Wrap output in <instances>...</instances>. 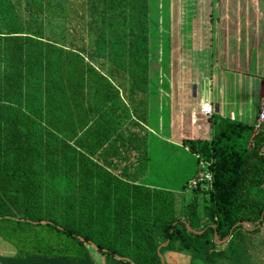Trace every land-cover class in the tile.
<instances>
[{
	"label": "trees",
	"instance_id": "trees-1",
	"mask_svg": "<svg viewBox=\"0 0 264 264\" xmlns=\"http://www.w3.org/2000/svg\"><path fill=\"white\" fill-rule=\"evenodd\" d=\"M151 2L0 0V220L52 232L31 253L0 255L4 264H98L92 244L116 264H164L168 249L225 264L234 231L263 226L264 130L251 137L253 124L213 114L211 138L181 130L187 151L213 157L212 190L192 188L178 203L136 182L129 162L148 159L149 101L164 90L173 49L169 20ZM189 52L179 53L183 76L169 87L190 105L184 73L200 79L203 104L207 54L202 45ZM124 248L142 263L119 257Z\"/></svg>",
	"mask_w": 264,
	"mask_h": 264
},
{
	"label": "rangeland",
	"instance_id": "rangeland-1",
	"mask_svg": "<svg viewBox=\"0 0 264 264\" xmlns=\"http://www.w3.org/2000/svg\"><path fill=\"white\" fill-rule=\"evenodd\" d=\"M239 2H244L247 3L248 0H220V6L219 4L217 5V3L213 2L212 4H214V8H211L209 10H214V14H212V20L209 17L208 13V17H207V13L206 15L204 14V17H202V19H199V22H195V20L192 17L191 18V11H193L192 9V5L191 3H189V1L185 4V5H181L182 6V10L184 11L183 14H185L184 18H180V21L178 20H173V25H174V35L176 36L174 38V35L172 33V57L170 59V66H169V70L167 71L166 74V78H165V83H164V90H163V94L168 98V96H173V98H169V107H170V121H173L176 117V120H178V118L181 117L183 112H187L186 116V121H188V112L190 110H188L189 108V104L188 101H186V109L183 110L182 108L178 107V98L176 95V91H173L172 87L170 86V83L172 82V84L179 86L180 84V80L182 79V72L180 71V67L178 66V63L176 62L179 58V53H181V50L184 51L185 53H187L188 55L191 54V52H189L190 48H193L194 46H207V41L209 39L210 36V32H211V24L210 22L214 20V27L215 31L218 33V27L216 28V24L218 22V10L216 9L217 7L220 8L221 12L224 13L225 11H231L232 13L237 12L239 9ZM168 1H165L164 6L167 7ZM191 7V8H189ZM241 7V6H240ZM241 10V9H240ZM239 10V11H240ZM252 10V8H251ZM250 10V11H251ZM203 9L200 10L201 14L203 15ZM169 13V11H164L163 14L167 15ZM254 13V14H253ZM253 13H251V16L254 18L255 17V11L253 10ZM193 15V14H192ZM201 15V16H202ZM249 18L250 15H248L247 17H245L247 21V23L249 22ZM203 20V22H202ZM223 20L224 22L221 23L220 25V33L222 34L221 37V42L224 43V36L226 37V26L223 24L225 23V21H235V14L232 16H228L227 19H224V15H223ZM241 20V18H240ZM231 21V22H232ZM200 23H202L203 25L201 26ZM247 23L245 21H241L240 22V26H244L247 25ZM238 25V24H237ZM179 26V28L177 27ZM201 30H204V33L202 35V39H200V34H201ZM179 31V32H178ZM214 31V32H215ZM176 33H180L179 35H181L180 37H177L178 34ZM218 38H214L213 40H211L212 46L211 48L214 47V50H219V55H220V63L222 61V55H223V48L222 46H220L218 49L216 46V40ZM202 40V43L199 44V42ZM204 40V41H203ZM213 41V42H212ZM179 42V43H178ZM231 46H233V44H231ZM198 49V48H197ZM206 51V50H205ZM198 53V50L196 51ZM208 52V51H207ZM206 52V54H207ZM212 53V50H211ZM209 57V52L207 54V60H208V68L207 70H209V66H211V68L213 69V67H215L214 71L215 74L219 71V69L216 67V62H218V60L216 61V52H214V57L212 58V60L208 59ZM212 63V65L210 64ZM210 69V70H212ZM259 71L261 74V68L259 65ZM209 78V74L207 72L206 74ZM222 76H226L225 80L224 78L222 79L221 83H222V89L224 92V95L227 96V92L230 90V86H232V84L234 85V93L236 94H244V100L247 103H250L251 100L253 99V97L255 96V92H260V84L257 80H253L252 77H247L246 79H242L239 80V77L236 75V73H232V72H228L227 70L225 72H223ZM184 77L186 78V84H187V88L189 92H194V96L197 97V99L195 98V100L190 99L189 101H194L197 102L199 100L202 101V84L198 83L196 84L195 82L198 81L200 82V79H192L189 80L188 82V76L184 73ZM257 77V76H255ZM203 82V81H201ZM158 84H154L153 81V87L155 88ZM209 86V90L211 92V98L213 99L214 102H216V97H215V90H216V85L215 82L213 81V84L211 85V83L208 84ZM225 89V91H224ZM193 95V94H191ZM178 100H177V99ZM167 100V99H166ZM175 100V101H174ZM156 101L159 103L160 100H151L150 102ZM157 103V106H158ZM167 109V107L165 108ZM180 109V110H179ZM182 109V110H181ZM158 111V110H157ZM157 111H153V114H156ZM159 113H162V109L160 107V111H158ZM167 113V111H165V114ZM176 113V114H175ZM163 120L164 122L167 121V115H163ZM161 121V119L159 120V122ZM153 125V124H152ZM201 125V123H200ZM154 126H158V124H154ZM203 129L201 128V132H204L205 135H208V131H209V124L208 122H206V126H202ZM168 155V162L165 163L163 170H160L159 166L157 165V162L160 160L161 154ZM198 154H193L190 151L185 150L182 147H176V146H171L170 148H163V152H161L160 149H156L152 152V164H151V177L147 178V182L150 183H154L156 185H160V186H165V187H170L173 189H182V185L185 183L186 179L189 177H192L195 173H197L200 170V160L197 161V156ZM203 158H205L204 156H202ZM153 176V177H152ZM192 191L189 187V183H188V189L186 191H184L185 197L187 199H189L192 196ZM181 195V193H176V196ZM199 200L201 202H203V197L200 195ZM179 202V201H178ZM176 214L180 213L179 208L175 209ZM247 226H251V224L249 223ZM261 234L258 235L256 234L255 236L253 235H248V234H242V235H238L239 230H235L233 235L229 238V240L231 239V244L233 245L234 251L233 254L230 259H228L229 261L232 262V264H264V223L263 226H261ZM239 236V237H238ZM52 237V232L48 229H45V227L41 226V225H32L29 223H19L17 221H13V220H0V255H4V256H13L14 254L21 256V255H25L26 253H31L33 252V249L35 247V245L41 240V242H44V240H48ZM63 241L69 243V244H73L75 245V247H79L78 245H80L74 238L72 237H68L66 235H63ZM228 240V241H229ZM224 241H226V239L223 240H218V243H223ZM165 243V242H164ZM162 243V244H164ZM92 246L91 252L92 255L94 257V261H96L98 264H116L115 261L112 259V257H107L106 255H103L100 251H98L97 249H95V247ZM128 247V246H127ZM130 247V246H129ZM168 250H164L163 253H161V262L164 264H206V262L200 258H196V256L193 255V253L191 254L188 251H169ZM84 251V250H82ZM126 248H124L123 250H117V252L119 253V257H124L126 259H129L130 261L133 262H141L140 260H138L131 252H126ZM72 254H77L78 256L73 257V258H77L82 256L81 252L77 249L74 248V251H70ZM160 254V253H159ZM261 256H262V260H261ZM118 257V258H119ZM5 258H0V264H4L6 262H4ZM6 261V260H5ZM205 262V263H204ZM73 263V262H72ZM84 263V262H83ZM142 263V262H141ZM76 264V263H74ZM86 264V262L84 263ZM89 264V263H88ZM222 264V263H219ZM226 264V263H225ZM229 264V263H227Z\"/></svg>",
	"mask_w": 264,
	"mask_h": 264
},
{
	"label": "crops",
	"instance_id": "crops-1",
	"mask_svg": "<svg viewBox=\"0 0 264 264\" xmlns=\"http://www.w3.org/2000/svg\"><path fill=\"white\" fill-rule=\"evenodd\" d=\"M152 6L154 8L157 5V10L154 9V12L161 13L162 17L168 18L169 24H170V30L171 34L174 33V25L173 20L180 21V18H184L185 14L182 10L181 6V0H151ZM165 1H168L167 7L164 6ZM190 3V0H189ZM213 0H204L203 7L200 5L198 0H195V7L191 11V18L195 17L193 19L198 18V15L200 16L198 19H202L203 15L207 13H211V10H209L212 6L214 8ZM240 5L238 7L237 12L232 13L231 11H225L224 13L221 12L219 9L218 12V22L216 24V28L218 27V33L215 31L214 27V20L210 22L211 24V32L209 39L207 41V46H204V49L206 52H209V60H212L214 57V52H216V67L219 69V71L215 74V67L213 69L211 66H209L208 74H209V80L211 85L213 84V81L216 85V102L213 101V109H214V116L218 115L224 118H230L232 120L241 121L242 123L252 125L255 122L258 109L262 100V97L264 95V2H258L256 0H248L247 3L244 4V2H239ZM241 6V7H240ZM191 8V7H189ZM252 8V10H251ZM204 9L203 15L200 13V10ZM217 9V8H216ZM251 10V11H250ZM253 10L255 11V17L251 16V13H253ZM164 11H169L167 15H164ZM197 12V15L195 14ZM212 13L214 14V10H212ZM193 14V15H192ZM235 14V21H225L223 23L226 26V37L224 36V43L221 42L222 34L220 33V25L224 19H227L228 16ZM254 14V13H253ZM202 15V16H201ZM250 15L251 18L248 20L245 19ZM210 17V15H209ZM241 18V20H240ZM245 21L247 25L240 26V22ZM238 24V25H237ZM203 25V24H202ZM204 26V25H203ZM179 28V26H177ZM215 31V32H214ZM179 32V31H178ZM204 33V30H201L200 39H202V35ZM178 34V33H176ZM180 34V33H179ZM177 35V37H180L181 35ZM176 36L174 35V38ZM218 38L216 40V47L220 49L219 47L222 46L223 48V55H222V61L220 63V55L219 50H214V47L211 48L212 43L211 40L214 38ZM200 41V40H199ZM204 41V40H203ZM214 41V40H213ZM212 41V42H213ZM179 43V42H178ZM202 43V40H201ZM233 44V46H231ZM199 47V46H198ZM191 50V48H190ZM212 50V53H211ZM207 52V54H208ZM212 65V63H210ZM259 65L261 68V74L259 71ZM208 66V65H207ZM213 66V65H212ZM212 69V70H210ZM232 72L233 74L236 73V75L239 77V80L246 79L247 77H252L253 80H257L260 84V92H255V96L251 100L250 103H247L244 100V94H236L234 93V85L230 86V90L227 92V96L224 95L223 89H222V79H226V76H222L223 72L225 71ZM257 76V77H255ZM243 81V80H242ZM225 91V89H224ZM211 93V92H210ZM192 94L194 92L192 91ZM212 96V95H211ZM153 98L151 100H160L159 103L156 101L150 102L149 101V120L147 124H144V126L147 128V140H146V156H148V159L145 160H134L129 162L130 169L133 170V172H136L137 177V183L145 184L149 187H151V190L153 192L156 191H162L164 194L170 195L173 194L177 200L179 201L182 199V193L184 191L182 189H173L170 187L160 186L156 185L154 183L147 182V178L151 177V164H152V152L156 149H160L161 152H163V148H170L171 146L176 147H182L185 150L186 147L182 145V136H181V130H184L188 133L197 134L200 132L203 136H207L209 138L212 137L213 134V128L210 125V122L208 121L209 115L205 114L202 110V104L201 100L197 102L191 101L192 104L189 105L188 110V121H186L187 118V112H183L181 117L176 120V117L173 121H170V107H169V98L172 96H168V98L163 94V91L160 95H152ZM197 99V97H195ZM193 98L192 100H195ZM167 99V100H166ZM175 101V100H174ZM157 103L160 105L162 109V113L156 112V114H153V111H157ZM186 104H181L180 100H178V107L182 108L183 110L186 109ZM167 107V109H165ZM181 109V110H182ZM180 110V109H179ZM165 111L167 113L165 114ZM176 114V113H175ZM163 115H167V121L164 122ZM161 121L159 122V120ZM183 121H186L191 124V126H183ZM206 122L209 124V131L208 135H205L204 132H201L202 126H206ZM201 123V125H200ZM153 124V125H152ZM154 124H158V126H154ZM249 144V143H248ZM250 145V144H249ZM195 154V153H193ZM168 155H165L162 153L160 160L157 162V165L159 166L160 170H163L164 164L167 163ZM120 167H125L126 163L119 164ZM153 177V176H152ZM176 193H181V195L176 196ZM179 203V202H178ZM261 229V228H260ZM261 234V231L258 232V235ZM255 236V235H253ZM228 240L224 241L222 245L226 244ZM171 251V250H169ZM234 255L233 251L228 252V257L224 260V262L227 264H232L230 257ZM222 260V259H220ZM262 260V256H261ZM219 264V263H217Z\"/></svg>",
	"mask_w": 264,
	"mask_h": 264
},
{
	"label": "built area",
	"instance_id": "built-area-1",
	"mask_svg": "<svg viewBox=\"0 0 264 264\" xmlns=\"http://www.w3.org/2000/svg\"><path fill=\"white\" fill-rule=\"evenodd\" d=\"M210 83V82H209ZM209 101L203 102L202 110L205 114L212 116L214 113L213 102L211 99V93L209 90ZM264 130V95L262 97L258 113L253 123L251 137L254 136L258 131ZM252 138L250 139L251 142ZM200 160V170L192 177L189 181V187L197 188L201 187L204 190H212L213 189V171H212V163L213 157L210 159L203 158L200 154L197 155Z\"/></svg>",
	"mask_w": 264,
	"mask_h": 264
},
{
	"label": "water",
	"instance_id": "water-1",
	"mask_svg": "<svg viewBox=\"0 0 264 264\" xmlns=\"http://www.w3.org/2000/svg\"><path fill=\"white\" fill-rule=\"evenodd\" d=\"M187 226H188V228H190L189 225H188V223H187ZM164 244H166V242H165ZM164 244H161V245L159 246L158 250H159L160 247H161L162 245H164ZM92 245H93V244H92ZM160 256H161V253H160Z\"/></svg>",
	"mask_w": 264,
	"mask_h": 264
}]
</instances>
